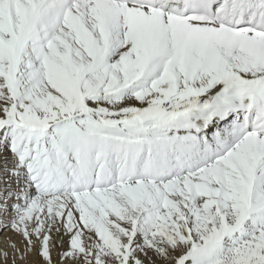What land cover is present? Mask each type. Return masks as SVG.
Masks as SVG:
<instances>
[{
  "label": "snow or ice",
  "instance_id": "snow-or-ice-1",
  "mask_svg": "<svg viewBox=\"0 0 264 264\" xmlns=\"http://www.w3.org/2000/svg\"><path fill=\"white\" fill-rule=\"evenodd\" d=\"M0 264H264V0H0Z\"/></svg>",
  "mask_w": 264,
  "mask_h": 264
}]
</instances>
